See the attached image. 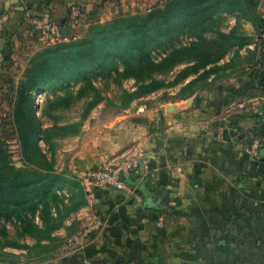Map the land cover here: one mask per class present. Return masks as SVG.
I'll return each mask as SVG.
<instances>
[{"label": "rangeland", "instance_id": "rangeland-1", "mask_svg": "<svg viewBox=\"0 0 264 264\" xmlns=\"http://www.w3.org/2000/svg\"><path fill=\"white\" fill-rule=\"evenodd\" d=\"M168 1L70 0L62 25L67 29L66 35L61 42H43L31 34L19 41L18 48L5 49L4 61L0 64V153L4 150L8 165L18 170L15 173L17 179L30 178L31 182L28 192L18 197L10 196L9 203L0 195V206H3L0 207V264H23L45 258L61 250L69 236L86 226L84 223L91 216L88 195L92 190L82 180L85 173L74 168L75 158L77 153H89L94 149L106 125L124 114L139 116L174 98L217 87L230 76V71L257 63L258 58L252 56V51L260 41L249 9L255 12L258 0H225L236 4V7L209 13L203 32L207 51L213 56L221 54V57L204 67L194 65L193 60L185 63L186 56L181 54L175 55L172 61L162 62L171 52L195 39V29L182 30L185 21L180 18L181 23L172 36L167 37L168 33H164L155 43L150 41L151 56L162 62L153 73L156 79L153 84L157 87H146L141 94H132L144 81L128 72L123 73L124 62L120 55L117 64L107 63L109 68L105 70V66H91L62 74L61 71L68 68L56 56L74 50L72 59H75L78 48L73 45L60 47V43L70 45L78 40L95 38L99 36L97 32L109 24L123 28L132 22L135 25L137 18L155 7L163 8ZM211 1H202L196 9L209 7ZM218 31L223 32L227 39L220 38ZM107 32L111 33L106 29L104 35ZM216 39L223 45L211 42ZM57 46L59 48L52 51ZM118 46L121 52L126 48L125 43ZM46 57H49L46 66L58 72L33 92V108L40 120L38 144L50 166L23 140L30 132V126L20 116L30 108L20 84L34 77V65L45 61ZM116 67L122 71L120 74ZM190 80H193L190 86L182 88ZM89 157L91 161L97 158L92 154ZM236 159L244 162L243 167L226 171L229 177L227 189L222 183L213 185L209 204L208 200L199 202L202 212L199 217L188 220L186 216L178 218L179 222L168 220L162 235L155 238L156 244L137 252L130 264H264V168L260 169L258 158L249 154L236 155ZM227 161L231 163L232 160L228 158ZM258 161L264 162L261 157ZM6 173H11V170ZM1 183L4 188L6 184ZM79 185L84 192V201L68 213L62 204L65 203L68 209L71 203L80 201ZM225 192L227 202L222 198ZM54 194L58 200H53ZM47 201H50L53 212L57 213L53 207L58 205V214H65L53 231L52 239L43 238L42 207ZM18 202L23 206L20 213L31 217L37 227L23 229L12 210ZM203 204L208 206L201 207ZM252 204L259 207V224L254 225L253 231L251 228L238 231L236 220L249 222V217L241 215L243 209H250ZM7 205L11 207L6 209ZM225 208L229 209L227 217ZM237 215L240 216L238 219ZM182 221H185L184 226H181ZM252 237L259 239L258 247L245 243Z\"/></svg>", "mask_w": 264, "mask_h": 264}, {"label": "crops", "instance_id": "crops-1", "mask_svg": "<svg viewBox=\"0 0 264 264\" xmlns=\"http://www.w3.org/2000/svg\"><path fill=\"white\" fill-rule=\"evenodd\" d=\"M69 1L0 0L4 50L18 48L20 40L34 34L29 17L46 12L64 21ZM255 13L264 20V0H258ZM254 52L259 54L260 50L254 48ZM252 69L250 64L230 71L217 87L174 98L139 116L124 114L106 125L94 149L76 154L74 168L85 173L111 160L144 154L143 164L131 176L135 181L128 180L133 193L92 187L88 195L91 216L84 225L93 226V232L86 245L78 251L61 249L23 264L134 262L137 252L156 244L155 238L162 235L168 220L199 217V202L208 200L209 204L213 185L222 183L227 189L226 171L243 167L244 162L236 155L243 154L251 140L264 138V86L259 84L262 70ZM91 154L98 159L91 161ZM226 193L222 195L225 202ZM253 205L241 215L249 217V222L236 220L238 231H253L259 224V207ZM154 213L157 219L151 217ZM245 243L258 247L259 239L252 237Z\"/></svg>", "mask_w": 264, "mask_h": 264}, {"label": "trees", "instance_id": "trees-1", "mask_svg": "<svg viewBox=\"0 0 264 264\" xmlns=\"http://www.w3.org/2000/svg\"><path fill=\"white\" fill-rule=\"evenodd\" d=\"M202 1L205 0H169L163 8L155 7L146 15L137 18L138 23H136L135 25L132 22L129 27L123 28L118 27L115 24H109L107 25V27L104 26L103 28H101L97 32V35L99 36L95 38H91L89 40H78L77 42H71L70 45L66 43H60L58 45L60 47H69L73 45L78 48L77 50H75V59H72V53H74V50L67 51L56 56L60 62H63V64H65V68H68L64 71H61L62 74L70 73L75 69L85 67L87 68L91 66H96L97 68L105 66L103 69L105 70L109 68V65L107 63L114 62L117 64V58L118 55H120L121 58H123L124 62V69L122 70L123 73L128 72L135 75L138 80L144 81V83H141L138 89L134 93H132L138 95L141 94L142 90L146 87H157V85L153 84L156 80L153 77V73L157 71L159 65L162 62H167L168 60L172 61L174 56L177 54L186 56V59L184 60L185 63H191L194 61V65H199L200 67H204L209 63H212L213 60H218L221 57V54L213 56L212 53L207 51V45L205 43L203 32L206 26L205 24L207 15L214 10L234 9L236 7V4L226 2L225 0H213L209 3V7L196 9L198 7V4L202 3ZM249 10L253 26L258 32V39L260 41L259 46L260 48H262L260 49L257 43L255 44L254 48L261 50L262 54L259 55L255 52L252 54L254 58L258 59H256L257 63H251V68H253L252 70H262V77L259 80V84L261 86H264V38L262 37V34L264 33V20L257 13L253 12L251 8ZM180 18H183L185 21L184 27H181L182 30L188 31L191 29H195V39L189 42L188 45L171 52L162 60V62H157L155 57L151 56L150 51L152 49H150L151 47H149L150 41H154L155 43L156 40H159V37H161L160 35L164 33H168L167 37L172 36V34L177 32V26L181 23ZM106 29L110 30L111 33L107 32V35H104ZM218 35L224 40L227 39V36L221 31H218ZM211 42L220 46L223 45V43H220V40L218 39L212 40ZM119 43H125L126 48L122 52L118 50V48H121L120 46H118ZM58 46L55 47L52 51L58 49ZM48 59L49 57H46L45 61L36 63L33 68L34 77H31V79H29L28 81H23L20 84V89L22 90L24 97L28 100L30 106L28 112L20 113V116L27 120V126H30V132L23 140L30 146V148L34 152H37L42 156L45 164L50 166L49 161L46 159L45 153L38 144L37 136L39 134L38 131L40 120L35 115L33 108V92H35V90H37L41 84L45 83L47 79H50L58 72L54 71L49 65L46 66ZM116 70L118 74L122 72L119 71L117 67ZM183 76H185V73ZM148 79L149 81L146 82V80ZM192 82L193 80L188 81L182 88L189 87ZM191 94L192 93L186 96H189ZM262 128L263 126L260 127V129ZM260 140L264 145V138H261ZM242 153L244 155H247L245 152ZM8 162L9 159L6 152L4 150H1L0 195L5 199L6 203L10 202V196L18 197L23 193L28 192V185L31 182L30 178H26L24 180L17 179L18 176L15 173H18V170H16L13 166L8 165ZM7 169L11 170V173H6L8 171ZM3 174L4 177H1V175ZM132 174L133 173H131L127 178V183H131L129 181L132 178ZM132 180L135 181L133 178ZM1 182H4L6 184L4 188L1 186ZM78 187L81 195L80 201L78 200L75 201V203H71L68 209L65 203L62 204L63 208H65V211L68 213L71 209L75 208L77 204L80 205L84 201V198L82 199L84 195L82 186L79 185ZM147 192H149L150 196L154 197V193L150 191ZM58 199V196L54 194L53 200ZM21 203L22 202H18L16 204L14 203L15 206L12 207V210L16 212V215L21 222V226L23 227V229H27V227H37V225L32 222L31 217L29 218L24 213H20V210L23 208V206H21ZM57 206L58 205H54L53 207L54 209L56 208L57 213L52 211V205L50 204V201L45 202L42 207L43 222L45 223V233L43 235L44 239L53 238V231L62 222V219L65 216V214H58L59 209ZM0 207L3 208V206ZM10 207L11 206L9 205L5 206L6 209H9ZM32 207L33 210H35V205H33ZM126 263L130 264L131 261L129 260L127 262L117 264Z\"/></svg>", "mask_w": 264, "mask_h": 264}, {"label": "built area", "instance_id": "built-area-1", "mask_svg": "<svg viewBox=\"0 0 264 264\" xmlns=\"http://www.w3.org/2000/svg\"><path fill=\"white\" fill-rule=\"evenodd\" d=\"M73 12V11H72ZM71 13V12H70ZM30 26L36 37L41 41L51 43L61 41L63 35L60 32L59 21L55 20L49 13H40L29 17ZM264 38V33L262 34ZM0 39V64L4 61V47ZM260 139L251 140L243 151L249 155L260 158L263 149ZM144 162V154L122 160H111L97 169L88 170L82 177L83 182L91 189L94 186L121 189L126 193H133V188L127 183L129 175L137 171ZM93 232V226L86 225L82 229L69 236L63 244L62 249L66 251L81 250L89 241Z\"/></svg>", "mask_w": 264, "mask_h": 264}, {"label": "water", "instance_id": "water-1", "mask_svg": "<svg viewBox=\"0 0 264 264\" xmlns=\"http://www.w3.org/2000/svg\"><path fill=\"white\" fill-rule=\"evenodd\" d=\"M63 22L64 21H61V27H60V32H61V34L63 35V36H65L66 35V27H64V26H62L63 25ZM260 155L261 156H263L264 155V148L263 149H261V151H260ZM260 167L261 168H264V162H262L261 164H260ZM151 217L153 218V219H157V214L156 213H154V215H151ZM118 262H111V263H108V264H117ZM105 264H107L106 262H105Z\"/></svg>", "mask_w": 264, "mask_h": 264}]
</instances>
